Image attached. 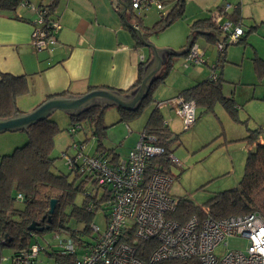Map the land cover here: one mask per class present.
Here are the masks:
<instances>
[{
  "label": "trees",
  "instance_id": "trees-1",
  "mask_svg": "<svg viewBox=\"0 0 264 264\" xmlns=\"http://www.w3.org/2000/svg\"><path fill=\"white\" fill-rule=\"evenodd\" d=\"M162 1L167 5L166 12L160 13V18L152 26H147L143 17L134 12L132 0H122L127 5L126 15L128 20L136 23L140 29L148 34H157L185 17L186 0ZM24 2L29 1L0 0V13L12 12L16 14L19 6H23ZM57 5L58 0H52L50 4H41L39 6L46 8L50 17L57 20L54 18V11ZM222 10L223 7H220L218 13ZM229 16L236 23L241 19L239 10L234 11ZM17 17L19 16L17 15ZM190 26L192 31L189 38L193 37L194 43L198 35L201 34L212 45H216L218 40L224 39V36L221 38L223 33L217 26L214 15L198 18ZM254 28L250 27L246 30L237 42L246 43L249 34ZM133 35L137 39V44L141 46L142 43L138 40L136 33L133 32ZM226 41L225 48L218 51L217 61L212 70L221 66L220 64H223V62L228 61L226 59V51L233 41H228L227 39ZM177 57L172 54L166 56L167 61L152 83L149 95L137 109L127 110L117 107L120 113L118 122L127 123L138 118L146 108L153 106L141 134L153 135L154 140L152 142L164 147L165 151L162 155L148 161L147 175L156 166H159L164 173L175 176L172 173V167L179 166L169 159V155L174 154V150L181 145L180 136L174 133L173 129L165 121L155 98V92L163 83H166L167 77L174 67L173 61ZM149 60L143 59L139 64L138 78L131 89L126 91L114 87H106V89L117 90L123 94L136 89L141 83L145 66ZM253 63L258 79H264V58L255 55ZM216 75L217 77L213 78L211 73L208 78L181 90L177 97H182L186 101H194L198 107H204L205 112L216 117V107L220 105L232 121L244 124L245 122L239 117V112L244 105L240 104L233 96L224 94V83L226 80L223 77V72H218ZM92 89L95 88H90V90ZM29 91L30 83L27 75L1 73L0 118H8L22 112L18 107L17 99L22 95L28 94ZM70 94L69 91H65L49 95L46 99ZM109 107L103 104H94L79 113L71 115L69 124L71 127L69 130L72 135L74 136L76 132L81 130L84 131L85 135L84 139L73 138L71 145L73 143L85 145L88 140L93 138L96 140L97 146L92 155L107 156L110 157V161L120 163L123 161L120 159V153L115 148L107 147L105 143L107 129L110 126L104 122L103 115ZM22 130L27 133L25 144L15 148L11 154H3L0 161V246L2 251L4 246L14 248L12 254L14 255L15 250L28 248L32 244L38 243L42 247L41 251L46 255L52 256L58 261L69 262L73 257H77L79 250L94 243L98 239L99 234L105 230L107 220L103 230L98 226V232L93 229V225L97 226L93 221L99 209L106 211V219H108V201L114 196L113 186L108 182L101 183L97 176L86 171L79 172L74 168H69L70 171L64 173L55 170L56 159L52 153L56 136L63 129L51 116ZM262 132L263 129L261 127L256 129L249 128L246 136L241 139L247 142L248 155L239 186L215 192L204 201L203 206L197 205L185 195L178 196L175 210L169 213L168 217L183 224L193 216H204L205 212L215 219H222L230 216H245L252 211H257L264 219V138H261ZM220 136L225 137L224 130ZM232 141L235 140H228L225 137L223 143ZM88 182H92L94 192L87 191ZM18 194H22L23 199H19ZM80 194H82L83 198L77 202ZM53 199H56L57 203L54 213L51 215L49 229H45L42 232L30 230L29 226L33 223H40L41 226L48 224L50 204ZM18 203H21V205H18ZM70 219H74L77 223H82L84 227L82 229H74L67 226ZM48 230L55 232L64 231L66 237L59 239L57 242L58 247L61 241H71L75 243L76 251L69 255L66 253L60 254L61 249L55 248L51 243H49L51 250H48L38 238L39 236L44 238L42 233ZM135 244L137 245V255L142 259H147L157 246V242L154 239H139ZM158 264L201 263L197 259L191 258L186 260H163Z\"/></svg>",
  "mask_w": 264,
  "mask_h": 264
},
{
  "label": "built area",
  "instance_id": "built-area-1",
  "mask_svg": "<svg viewBox=\"0 0 264 264\" xmlns=\"http://www.w3.org/2000/svg\"><path fill=\"white\" fill-rule=\"evenodd\" d=\"M23 6L33 9L37 17L34 20L32 45L34 52L52 51L58 43L57 34L61 23L54 20L43 6L24 2ZM132 7L139 15L156 8L165 13L167 5L162 0H132ZM238 7L230 3L216 16L215 22L222 31L224 39L216 43L218 51L226 46V39L236 43L245 32L246 17L236 23L230 16L221 21V16L228 10ZM222 13V14H221ZM227 37V38H226ZM204 52L194 43L185 54L186 62H205ZM143 60V57L141 58ZM213 78L217 75L212 72ZM168 102L175 107L183 119L185 128L190 129L197 121V105L182 97H174ZM154 136L143 133L126 160L110 161V157L85 153V145L73 143L74 154L63 153L69 168L79 172H89L97 176L101 183H111L114 196L108 201L109 216L107 225L94 243L83 247L77 257L69 262L39 259L43 252L40 244L15 250L7 257L1 253L0 264H158L163 260L197 259L201 264H264V219L252 211L245 216H230L215 219L207 212L204 216H193L186 223H179L168 214L175 210L177 197L171 194L173 176L156 166L147 175L148 161L164 153V147L152 142ZM172 162L182 166L183 160L170 154ZM23 199L22 194H18ZM95 232L99 227L93 225ZM228 237H240L246 240L244 249H227ZM154 239L157 246L147 259L137 255L136 241ZM1 244V242H0ZM61 253L72 254L76 251L75 243L61 241Z\"/></svg>",
  "mask_w": 264,
  "mask_h": 264
},
{
  "label": "crops",
  "instance_id": "crops-1",
  "mask_svg": "<svg viewBox=\"0 0 264 264\" xmlns=\"http://www.w3.org/2000/svg\"><path fill=\"white\" fill-rule=\"evenodd\" d=\"M28 1L35 6L41 4L47 5L52 2V0ZM121 1L122 0H58V5L54 11V18L59 20L62 25L57 34L58 43L52 51L45 50L40 53L34 52L32 45L34 20L37 17L36 12L29 7L19 6L16 14L12 12L0 13V74L11 73L14 75H27L30 83L29 93L17 99L18 107L22 112L31 111L49 95L59 94L65 91H69L74 95H81L90 91L92 87H114L125 91L133 87L138 78L139 64L142 61L141 58L143 57L146 61L149 60L152 56V52L142 44L141 46L137 44V39L133 35V30L126 25L122 17L121 11L123 5ZM228 3L238 7L236 10H239L241 17L244 16V13L248 15L250 9L253 15H255L256 11L257 17H263L261 21L264 23V0H186L185 17L165 29L166 31L170 30L168 32L169 37L166 41L161 40V46L158 47L175 50L176 44L182 43L186 37L188 40L190 39L188 36L192 31L190 24L194 20L202 17H209L210 15H214V18H216L215 15L218 13V9L224 7ZM257 7H259V11ZM236 10L233 8L229 9L228 14L221 16V21L226 20L228 16ZM17 15L20 18L17 17ZM246 18L249 19L251 17L248 16ZM215 20L218 21L217 19ZM173 26H180V31L172 30V28H174ZM246 27H248V29L250 27L257 28L255 24ZM153 35L154 34H150L148 37L151 41ZM195 43L199 46L201 51H205L197 41H195ZM228 47L226 51L227 60L229 59L227 55ZM185 48L186 44L183 46L182 50ZM229 57L231 59L237 58L236 55H229ZM177 58L173 61L174 66ZM207 62L208 60L206 58L204 63ZM213 67H211V70ZM197 79L199 78H194L195 83L192 82L194 80L189 79V84L181 81L177 87V93L179 94L187 85L190 87L193 83L196 84L199 82ZM178 94L166 100L158 101L156 99V103L162 111L165 121L173 129L174 133L183 129L179 127L177 130L173 121L169 122V120H166L167 117H165V112H167V110H170L169 112L172 113L176 112L174 105L168 101L177 97ZM231 96L235 98V93L231 94ZM218 106L216 107L217 118L223 121V117L220 116L218 111ZM241 110L244 109L242 108ZM197 111V118H199V120L191 127V132L195 133L199 131V128L203 129L205 132L206 130L210 131L211 128L203 123L205 121L211 122L214 115L205 112L204 107L197 106ZM181 123L184 124L185 130L183 119ZM223 130L228 140L244 137L236 134L234 130H228V127L227 130L223 127ZM212 131L215 135L218 128H216V130L213 128ZM198 135L200 136V143H207L210 141V138H212V136H208L206 133H201L200 131ZM216 135H218V133H216ZM225 137H221V139H217L216 141L223 143ZM190 142L188 138V144ZM134 145L135 144H133V146ZM229 145L230 144H228V146ZM107 147L115 148L111 146ZM189 157L190 156L187 157V163H189ZM183 162L185 164L184 160ZM225 165L229 164L227 163ZM177 167L181 166L179 165ZM217 168L218 166L216 164V169H212L209 172L208 169L202 167L197 170L196 176L201 178V176L207 174L208 177L210 176L213 177L212 179H215L219 177L218 175H221L214 174L217 173L215 172L216 170L218 171ZM180 169L183 168L181 167ZM226 169L230 168L220 169L222 174L225 173ZM203 170L209 173H203ZM173 178L175 179V176H173ZM171 194L175 197L179 196L175 192L172 193V187Z\"/></svg>",
  "mask_w": 264,
  "mask_h": 264
},
{
  "label": "rangeland",
  "instance_id": "rangeland-1",
  "mask_svg": "<svg viewBox=\"0 0 264 264\" xmlns=\"http://www.w3.org/2000/svg\"><path fill=\"white\" fill-rule=\"evenodd\" d=\"M258 8L259 7H257V10ZM142 15L147 26H152L160 18V13L156 8H153L152 10L150 9L147 13L142 12ZM248 16L251 18L246 19L245 26L255 24L257 28L253 29L249 34V39L246 43L236 42L229 45L227 55L230 59L228 60L231 62L225 61L223 64H220L223 65V67L220 66L215 70H211V67H213L217 61V46L208 43L203 35H198L196 41L201 48L205 50L204 59L206 60L207 58L208 62L188 63L186 62L185 55L179 56L175 61V66L173 67L170 76L168 75L167 77L166 83L162 84L155 92V97L158 101L166 100L178 94V91L176 90H178L177 87L181 81L189 84V79L194 80V78L197 77L199 78L197 80L200 81L208 78L212 72H223V77L226 80L224 83V94L231 96V94L235 93L236 100L244 105V110H240L239 112V117L245 122L244 124H238L232 121L222 106H218V111L220 116L223 117V121H220L214 116L211 122L205 121L203 123L211 128L210 131L206 130L205 132L203 129L199 128L201 133L204 132L208 136H212L207 143H200V136L198 135L199 131H196L195 133L191 132L192 128L184 130V124L181 123L182 119L177 112L172 113L169 112L170 110L165 112V117H167L166 120H169V122L173 121L177 130L179 127H182L183 129L176 132L180 136L181 145L174 150V154L179 159L184 160L185 164L181 166L183 169H180L181 167L177 166L172 167V173L175 175L172 184V193L175 192L179 196L185 195L199 206H203L204 201L215 192L239 186L244 174L248 155L247 142L241 140L243 137H238L235 141L225 144L216 141L223 136H219L223 132V127L225 130H227V127L228 130H234L235 133L240 136H246V132L249 128L256 129L261 127L263 129L261 138H264V79H258L253 63V57L255 55L264 58V23L261 21L263 17H257L258 15L256 14V11L255 15H253L250 9ZM173 27L172 30L180 31V26ZM247 29L248 27H244V30ZM169 31L162 30L157 34H154L152 36V42H154L157 47L161 46V40L166 41L168 39ZM186 39L182 43L176 44V48H173L176 51H181L183 46L185 44L187 45L189 41ZM229 55H236L237 58L231 59ZM195 80L192 82L195 83ZM188 87L189 85L184 88ZM152 108L153 106L146 108L138 118L127 123L118 122L120 113L116 106H110L105 110L103 115L104 122L110 126L107 129L105 143L107 146L115 147V149L121 154V160H126L130 150L137 144ZM51 118L56 120L63 129L56 136L55 147L52 153L53 157L56 159L55 170L68 173L70 169L63 153L67 152L69 155L74 154V149L71 145L73 138L84 139V131H78L73 136L69 130L71 127L69 126L71 115L64 111H55L51 115ZM198 120L199 118H197L196 122H198ZM213 128H215V130L218 128V131H215L218 135H216V133L214 135V132L212 131ZM188 138L189 141H191L189 144ZM26 140L27 133L25 130L1 133L0 161L3 154H11L15 148L24 145ZM133 144L135 145L133 146ZM228 144L230 145L228 146ZM96 146V140L92 138L85 144L84 152L92 155L95 152ZM188 156H190L188 159L189 163H187ZM227 163L229 165H225ZM216 164L218 166V171L216 170L215 172L217 173L214 174H221L218 175L219 177L212 179L213 177H208L207 174L201 176V178L196 176L198 169L205 167L210 172L212 169H216ZM225 168L230 169H226L225 173L222 174L220 169L223 170ZM208 171L203 170V173H209ZM93 189L94 186L92 182H88L87 191L92 192ZM82 198L83 196L80 194L77 202L81 201ZM18 205H21V203H18ZM106 220V211L99 209L95 215L93 223L100 226L101 230H103L105 228ZM67 226L74 229H82L84 227L82 223H77L74 219H70ZM42 235L44 238L42 236H39L38 238L42 245H45L48 250H51L49 243L54 245L55 248H59L57 242L59 239L66 237L64 231L55 232L48 230L43 232ZM226 241L228 245L226 246L223 244L220 248L222 251L233 248L244 249L246 245V240L240 237H228ZM13 252L14 248L8 246L3 247L2 253L5 256L10 257ZM39 259L48 260L50 263L55 261L54 257L46 255L43 252L39 255Z\"/></svg>",
  "mask_w": 264,
  "mask_h": 264
},
{
  "label": "water",
  "instance_id": "water-1",
  "mask_svg": "<svg viewBox=\"0 0 264 264\" xmlns=\"http://www.w3.org/2000/svg\"><path fill=\"white\" fill-rule=\"evenodd\" d=\"M121 3L123 5L121 14L126 25L136 33L142 45L149 48L152 52V57L145 66V71L139 86L127 94H123L117 90L95 88L81 95L70 94L67 96H55L45 99L29 112H20L8 118H0V134L27 129L38 121L50 117L57 110L64 111L69 115H74L94 104H103L104 106H116L127 110H133L137 109L143 103L149 95L151 85L157 78V74L167 61L166 56L169 54L175 56L186 54L194 44V41L193 37H191L186 48L182 51L157 47L154 42L148 38L150 34L140 29L136 23H132L128 20L126 16L127 5L122 1ZM56 203V199L51 201L49 210L50 216L48 217V224L46 226H41L40 223H33L29 226V229L40 232L49 229L51 215L54 213Z\"/></svg>",
  "mask_w": 264,
  "mask_h": 264
}]
</instances>
